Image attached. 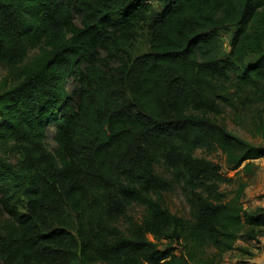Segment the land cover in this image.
Returning a JSON list of instances; mask_svg holds the SVG:
<instances>
[{"label": "trees", "instance_id": "obj_1", "mask_svg": "<svg viewBox=\"0 0 264 264\" xmlns=\"http://www.w3.org/2000/svg\"><path fill=\"white\" fill-rule=\"evenodd\" d=\"M0 65V264H220L264 235L246 180L222 194L219 164L175 148L237 173L264 157V0H0ZM238 102L257 107L260 145L217 120ZM161 159L184 174L188 217L166 204ZM131 203L145 209L129 234L106 223Z\"/></svg>", "mask_w": 264, "mask_h": 264}, {"label": "rangeland", "instance_id": "obj_2", "mask_svg": "<svg viewBox=\"0 0 264 264\" xmlns=\"http://www.w3.org/2000/svg\"><path fill=\"white\" fill-rule=\"evenodd\" d=\"M153 6L157 10L161 9L160 3L158 1H153ZM222 39L224 42V51L227 52L230 48V34L224 33ZM135 45L136 55L144 53L148 50L149 36L145 27H141L140 35L137 38ZM6 75V68L0 65V83ZM233 91H228L227 93H225V95ZM256 108L257 107L255 106L244 108L238 102L234 107L228 105L222 107V113L216 116V118L219 122L225 124L231 132L245 137L254 144L260 145L262 143L261 138L253 137L248 131L249 119L256 111ZM48 133L49 137L47 140V144L49 148L53 150L57 145L55 141V127L53 125L49 126ZM175 148L177 152L180 153V155H191L192 157H195L197 159L211 160L214 163L219 164L221 166V174L224 176V179L219 182L217 181L216 183L218 184V191L222 194L225 193L227 196H231L232 190H234L238 186V179L236 178L240 177L242 180H245L244 178H246L247 173H245L244 171H240L237 173L236 171L228 170L225 165L224 156L219 151L204 148L191 149L190 147L182 146L181 144H178ZM5 149L6 147L0 144V155L6 153ZM7 155L10 157V160L12 162H15L18 158V155L11 152ZM173 164L174 163H171V161H168L167 159H161V161L155 164V170L159 174V176L165 178V180L169 183V190L164 193L166 204L174 213L188 217L190 207L188 205L185 193L186 179L185 177H183V172L176 171V168ZM196 191L202 194L205 198H213L212 195L209 194L206 187H197ZM243 202L245 204L248 203L249 200L244 199ZM144 209L145 208L143 206L137 203H131L127 207V210L124 214L113 217L110 220H107L106 223H109V226H117L120 228L121 231L125 232L126 234H129L132 226L141 221L142 216L144 214ZM63 216L64 218H66L67 221H69L72 225L75 226L74 223L76 222V220L72 217L69 211L66 210L63 213ZM240 240H244V242L249 245V247H247L249 248V251L247 257H241L240 259H238L237 264H253L259 261H264V246H262V243L258 244L256 241L255 243L253 242L250 244V242H248L242 235H240ZM263 240L264 235L260 237V241L262 242ZM162 244H165V242L163 241ZM262 264H264V262H262Z\"/></svg>", "mask_w": 264, "mask_h": 264}, {"label": "crops", "instance_id": "obj_3", "mask_svg": "<svg viewBox=\"0 0 264 264\" xmlns=\"http://www.w3.org/2000/svg\"><path fill=\"white\" fill-rule=\"evenodd\" d=\"M251 162L253 163V171L251 173H247L246 178H244L247 181L248 185L245 190V195H244L243 200L244 199L249 200L248 203L244 204V207L248 209V211L253 212L260 207H264V179H263L264 177V157L251 160ZM247 241L250 242V244L253 242L254 243L256 242L253 240L252 241L247 240ZM257 243L258 244L262 243V246H264V240L261 242L259 239ZM244 245H247L246 242H244V240L238 239V241L236 242L237 247H242V248L249 247V245L247 246H244ZM247 254L248 253H246L245 251H241L236 248L232 251L225 253L223 260L220 264H237L238 259H240L241 257H247ZM262 262L259 261L257 263H253V262L252 263L262 264Z\"/></svg>", "mask_w": 264, "mask_h": 264}]
</instances>
